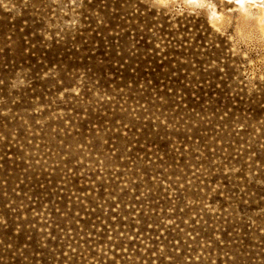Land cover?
Segmentation results:
<instances>
[{"label":"rangeland","instance_id":"374dc122","mask_svg":"<svg viewBox=\"0 0 264 264\" xmlns=\"http://www.w3.org/2000/svg\"><path fill=\"white\" fill-rule=\"evenodd\" d=\"M263 13L0 0V264H264Z\"/></svg>","mask_w":264,"mask_h":264},{"label":"bare ground","instance_id":"6f19581e","mask_svg":"<svg viewBox=\"0 0 264 264\" xmlns=\"http://www.w3.org/2000/svg\"><path fill=\"white\" fill-rule=\"evenodd\" d=\"M262 6H263V5H262ZM262 15L264 16V13H263ZM263 16H262V17H263ZM263 18H264V17H263ZM262 21H263V20H262Z\"/></svg>","mask_w":264,"mask_h":264}]
</instances>
